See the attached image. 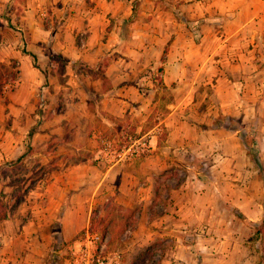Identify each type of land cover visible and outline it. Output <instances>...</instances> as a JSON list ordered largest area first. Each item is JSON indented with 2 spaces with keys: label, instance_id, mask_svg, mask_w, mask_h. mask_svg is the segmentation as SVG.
<instances>
[{
  "label": "rangeland",
  "instance_id": "374dc122",
  "mask_svg": "<svg viewBox=\"0 0 264 264\" xmlns=\"http://www.w3.org/2000/svg\"><path fill=\"white\" fill-rule=\"evenodd\" d=\"M72 1L0 0V203L8 211L0 264H258L264 180L243 140L257 138L264 164L258 0H132L133 91L145 96L148 116L112 119L101 134L100 100L93 95L89 107L96 118L68 104L53 66L30 67L20 84L25 9L36 6L47 25ZM239 18L250 20L236 33ZM58 61L60 73L68 60ZM221 114L238 129L217 128ZM14 137L21 148L7 156ZM118 161L121 171L100 187L102 170ZM65 164L71 169L57 180Z\"/></svg>",
  "mask_w": 264,
  "mask_h": 264
},
{
  "label": "crops",
  "instance_id": "0c3cea01",
  "mask_svg": "<svg viewBox=\"0 0 264 264\" xmlns=\"http://www.w3.org/2000/svg\"><path fill=\"white\" fill-rule=\"evenodd\" d=\"M236 4V0L227 2V5L232 7ZM249 6L252 7L251 0ZM256 7L264 13V0H258ZM67 9L70 11L68 17L62 18L64 15L60 13ZM132 18V0H104L101 3L89 5L82 0H74L67 5L65 3L62 8H56L54 14L49 16L47 25L43 23L36 6L25 9V13L19 19L23 30L22 35L27 41V50L38 56V63L41 66L54 67L52 76L56 83L63 74L65 81L60 85L70 91L67 94L68 104L82 105L87 109L90 117L93 114L96 118L97 113L95 114V111H91L89 107L92 106L93 95L100 100V110L105 117L97 121L100 125L99 134L111 128L112 119L123 122L148 116V113L146 114L148 101L143 94L133 91ZM249 20L237 19L240 26L236 28V33L244 30ZM164 27L162 25V28ZM233 34L231 36H234ZM231 36L228 34L227 39ZM241 38L244 39V36L242 35ZM12 45L9 44L11 47ZM152 49L151 45H146L144 55H150ZM18 51L21 53V49ZM141 55L143 54H140L138 58L134 56L136 67L142 64ZM60 57L68 61L63 71L59 73L57 69ZM100 62H104L101 73L95 69ZM88 66L91 68L89 71ZM30 67L36 68L32 58L28 54L21 53L19 62V68L23 74L20 80L21 85H24V74ZM104 76L108 79L104 80ZM82 128L86 131L88 127L82 126ZM87 132L91 134L90 128ZM13 133L18 136V133L11 130H8L7 135ZM92 135L96 136L95 130L92 131ZM10 139L7 142L9 146L7 145L6 151L8 152L4 149L7 156L21 148L18 143L15 144V137L12 141ZM64 166L55 171L57 180L71 169V165ZM122 167L123 163L118 161L109 165L106 170H102V175L98 178L100 187L106 184V179H108L106 181L111 180L115 171H121Z\"/></svg>",
  "mask_w": 264,
  "mask_h": 264
},
{
  "label": "trees",
  "instance_id": "16d2710c",
  "mask_svg": "<svg viewBox=\"0 0 264 264\" xmlns=\"http://www.w3.org/2000/svg\"><path fill=\"white\" fill-rule=\"evenodd\" d=\"M136 9V8H134ZM23 52H25L26 54L30 55L33 61V65L41 70V65L38 63V56L32 52L29 51L27 49L23 48ZM4 68V64L0 61V73L2 72ZM108 78L106 76H104V80H107ZM235 120V117H228L224 114H221V116L219 118H216L214 121V124L217 128H222V127H226V128H230V129H235L237 130L238 128H235L232 124L233 121ZM134 132H136V129H133V134ZM243 140H244V144L246 146L247 149V153L248 155L253 159V161L255 162V164L258 166L259 172L261 173V177L264 180V164L263 162L261 163V150L257 141V138L254 137L252 139V141L247 140L246 135L243 134ZM8 216V211H7V207L6 204L1 202L0 203V222L2 220L7 219ZM255 236L257 237H261L264 238V216L261 220V222L256 223V228H255ZM191 247H194V243L190 244ZM53 248L56 250V237L54 239V243H53ZM262 253L260 256V261L258 264H264V248H262ZM193 253L197 254L198 252H196L195 250L193 251ZM50 264V263H47Z\"/></svg>",
  "mask_w": 264,
  "mask_h": 264
},
{
  "label": "built area",
  "instance_id": "2783aa9c",
  "mask_svg": "<svg viewBox=\"0 0 264 264\" xmlns=\"http://www.w3.org/2000/svg\"><path fill=\"white\" fill-rule=\"evenodd\" d=\"M46 91H48V86L45 83H43L38 93L41 106H44L46 102Z\"/></svg>",
  "mask_w": 264,
  "mask_h": 264
}]
</instances>
